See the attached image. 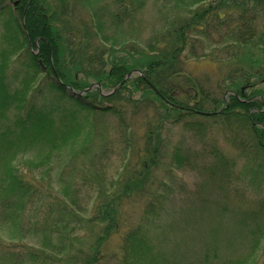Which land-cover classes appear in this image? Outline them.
<instances>
[{
  "label": "trees",
  "instance_id": "16d2710c",
  "mask_svg": "<svg viewBox=\"0 0 264 264\" xmlns=\"http://www.w3.org/2000/svg\"><path fill=\"white\" fill-rule=\"evenodd\" d=\"M4 1L15 5L0 7V231L18 243L0 242V264H109V256L116 255L105 254L104 249L122 223L121 202L127 196L148 194L144 183L160 148L153 146L139 154L141 177L128 178L117 190L107 187L109 183L102 188L101 178L97 183L98 178L92 182L77 176L57 184L48 177L67 150L78 152L91 144L104 116L116 117L120 135L126 138L127 111L115 105L124 93H139L140 108L148 107V95H152L167 110L160 114V121L172 116L171 124L188 128L196 138L210 133L207 126L229 134L242 132L239 148L249 147L252 154L264 156V0H162L160 28L144 46L136 45L130 36L119 43L113 40L108 48L93 45V39H112L113 35H104L106 29L126 36L134 33L135 18L145 0H112L111 10L95 5L89 22L92 37L90 33L77 36L62 21L67 7H77L67 0H56L60 14L54 0ZM18 55H23L22 77L14 83L9 78H17L19 70L9 76L8 70ZM199 61L212 64L215 72L193 74L189 66ZM132 71L144 77L124 81ZM81 73L99 86L90 89V84L76 81ZM54 74L62 83L51 79ZM39 76H43L42 84L27 97ZM64 85L85 90L83 99L68 96ZM104 89L109 95L99 93ZM225 93H229L227 107ZM97 98L107 105L99 107ZM56 101L73 111H63ZM152 134H145L146 142L153 140ZM126 139L120 140L124 147L131 143L128 135ZM212 153L224 172L230 166L227 159L215 148ZM20 156L30 158L16 167ZM174 156L179 164L182 158ZM129 160L125 167L134 170ZM263 231L264 219L251 233ZM26 239L32 240V246L20 244ZM120 257V264L162 261L140 227L123 235L118 264Z\"/></svg>",
  "mask_w": 264,
  "mask_h": 264
},
{
  "label": "rangeland",
  "instance_id": "374dc122",
  "mask_svg": "<svg viewBox=\"0 0 264 264\" xmlns=\"http://www.w3.org/2000/svg\"><path fill=\"white\" fill-rule=\"evenodd\" d=\"M111 1L67 0L68 5L77 7L75 10L67 7V17H63L62 21H67L69 28L72 31L75 29L77 36L90 33L89 37H92L91 31L94 29L89 25L92 9L99 4L105 10H111ZM145 1V6L136 15L134 33L126 36L106 29L104 35L107 38L112 35L114 37L102 42L93 39V45L100 44L108 48L113 40L119 43L132 36L136 45L144 46L151 35L160 28L162 7V0ZM49 2L52 3V0ZM7 3L0 0V7ZM8 4L11 8L14 7L13 2ZM53 5H57V13L60 14L61 9L56 0ZM73 11L75 17H71ZM1 24L0 19V48L3 47ZM28 48L30 52L35 53L30 43ZM76 58L75 62L78 61ZM22 59L23 55L12 59L8 76L17 70L19 74L17 78L10 76V82L17 83L22 77ZM104 59L107 60V56H104ZM191 63L189 70L198 76L214 70L209 62ZM105 70L108 71L109 68L106 67ZM51 75V79L60 84L58 77ZM137 75L134 73L131 78ZM42 78L43 76H39L36 83L31 85L27 97L29 92L42 84ZM75 79L82 84H95L93 78L83 73L75 76ZM75 91L80 93L82 90ZM127 91H131V88L128 87ZM109 92L104 89L99 93L106 96ZM148 98V107L144 108L138 106L140 94L136 92L131 96L124 93L122 99L115 103L127 111V123L130 126L126 138L128 135L132 144L127 143V147H124L120 143L122 139L127 141L125 136L120 135L122 128L116 117L106 115L100 119L99 124L97 123L96 135L94 134L91 144L78 152L75 149L67 150L62 160L53 165L48 179L58 184L60 180L69 182L72 177L77 176H85L92 182L98 178L97 183L101 178L104 181L102 188L109 183L107 187L111 185L112 190H117L128 178L141 177L140 165L136 160H143L139 154L144 155L145 149L147 152L156 146L157 149L160 148L155 158L157 161L144 187L142 183L143 190L148 194L140 197L127 196L121 202L122 223L118 233L112 236L104 249L105 254H116L114 257L109 256L108 263L118 264L117 253L120 251L121 238L128 230L140 227L152 251L162 255L159 264H263L264 231L261 235L252 234L251 231H256L264 219V156L256 152L252 154L249 147L239 148L237 141L244 138L242 132L229 134L220 127L207 126V132L210 133L196 138L188 128L171 124L169 121L172 116L167 121H160V114H165L167 110L152 95H148ZM96 100L97 104L102 103L99 98ZM56 103L59 107L62 106L61 103ZM104 105L107 104H101L99 107ZM61 108L63 111H73L69 106ZM82 113L79 112L80 115ZM150 131L154 138L146 142L144 136ZM126 148L128 153L124 152ZM214 148L221 152L230 164L224 172H221V163L212 157ZM174 155L182 158L179 164L173 161ZM29 158L20 156L14 165L22 166ZM128 160L131 166L135 167L134 170L126 169ZM75 181L77 182V178ZM57 186L54 191L59 190ZM88 240L89 238H86L85 242ZM0 242L18 243L10 241L1 231ZM20 244L32 246V240L26 239ZM78 246L83 248L82 243ZM1 259L3 257L0 254ZM120 259L121 257L119 264Z\"/></svg>",
  "mask_w": 264,
  "mask_h": 264
},
{
  "label": "water",
  "instance_id": "95a60500",
  "mask_svg": "<svg viewBox=\"0 0 264 264\" xmlns=\"http://www.w3.org/2000/svg\"><path fill=\"white\" fill-rule=\"evenodd\" d=\"M134 73H137V74H139L141 77H144L143 74H141L139 71H132L131 73H129V74L125 77L124 81L127 80V79H129V77H130L132 74H134ZM62 85H63V84H62ZM95 86L98 87L99 85H98V84H96V85H91L90 89H92V88L95 87ZM119 86H121V84H120ZM64 88H65V91H66L67 95L70 96V97H72V98H74V99H80V98L83 96V94L86 92V91H82L81 93H77V92L74 91L71 87L66 86V85H64ZM115 90H116V89H115ZM113 92H114V91H113ZM225 96H226V95H225Z\"/></svg>",
  "mask_w": 264,
  "mask_h": 264
}]
</instances>
